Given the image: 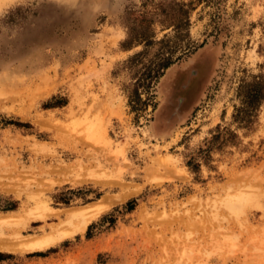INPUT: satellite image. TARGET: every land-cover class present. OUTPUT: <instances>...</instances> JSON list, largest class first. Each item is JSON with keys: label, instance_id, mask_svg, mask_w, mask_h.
I'll list each match as a JSON object with an SVG mask.
<instances>
[{"label": "rangeland", "instance_id": "374dc122", "mask_svg": "<svg viewBox=\"0 0 264 264\" xmlns=\"http://www.w3.org/2000/svg\"><path fill=\"white\" fill-rule=\"evenodd\" d=\"M252 76L264 0H0V216L57 214L0 228V264H264V209L230 205L264 201V101L233 119Z\"/></svg>", "mask_w": 264, "mask_h": 264}, {"label": "bare ground", "instance_id": "6f19581e", "mask_svg": "<svg viewBox=\"0 0 264 264\" xmlns=\"http://www.w3.org/2000/svg\"><path fill=\"white\" fill-rule=\"evenodd\" d=\"M85 132L87 135L92 136L93 133H95V128L92 125H89L86 127ZM29 203L33 206L34 210L30 209H24L21 211L11 212L5 214L6 216H0V228L2 227H8L13 224L20 225L22 224V221H27L30 216H34V218L37 219H45L50 218L53 216H56L57 214H53L52 210L49 208V203L46 198L38 197V196H29L28 197ZM105 202L102 201L92 205V210L90 212H82V213H74L69 212L66 214V216H69V218H81L82 223L86 225L90 220L99 212H101L103 209L106 208ZM240 205V208L247 209V208H258V209H264V201H263V195L256 194V195H247V196H241L236 197L235 201L230 202V205L234 207L233 205ZM231 208V207H230ZM60 215V214H59ZM88 216V217H87ZM61 234H59L60 237ZM55 240H52L50 237V234L45 233L41 235L40 237L35 238L34 240L28 242L26 244V250L28 251H35V250H44L46 249L52 242ZM12 250L11 245H9L7 242L0 240V251H9Z\"/></svg>", "mask_w": 264, "mask_h": 264}, {"label": "trees", "instance_id": "16d2710c", "mask_svg": "<svg viewBox=\"0 0 264 264\" xmlns=\"http://www.w3.org/2000/svg\"><path fill=\"white\" fill-rule=\"evenodd\" d=\"M162 48L164 49V53L157 58L155 64H152L151 66L149 65L145 69V72L138 81V84L146 83L145 88H148L149 81L159 77L161 71L165 70L172 64L171 49L167 43H164ZM138 56L139 54L134 56V58H137ZM237 97L240 101V107L236 109L233 119L243 127H248L251 123L253 114L264 101V80L262 77L252 76L248 81H241L238 86ZM145 104V102H140L138 97H135L130 101L131 108L143 107ZM230 136L234 138V135L231 134Z\"/></svg>", "mask_w": 264, "mask_h": 264}]
</instances>
